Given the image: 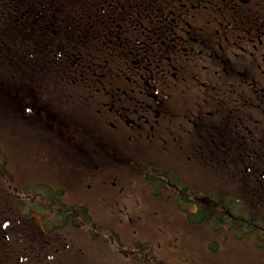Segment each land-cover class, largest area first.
Here are the masks:
<instances>
[{"label": "flooded vegetation", "instance_id": "af4514ba", "mask_svg": "<svg viewBox=\"0 0 264 264\" xmlns=\"http://www.w3.org/2000/svg\"><path fill=\"white\" fill-rule=\"evenodd\" d=\"M66 8L33 33L30 86L0 88L79 159L34 151L29 172L19 150L14 174L3 151L0 264H246L249 249L263 253L264 0ZM78 103L90 123L60 122Z\"/></svg>", "mask_w": 264, "mask_h": 264}, {"label": "rangeland", "instance_id": "374dc122", "mask_svg": "<svg viewBox=\"0 0 264 264\" xmlns=\"http://www.w3.org/2000/svg\"><path fill=\"white\" fill-rule=\"evenodd\" d=\"M7 66L4 67L5 69H0V85L2 82H4V77L8 76L7 73L4 72V70H8ZM19 69H21L20 66L17 68V71ZM17 77L18 79L15 78L14 81L8 82L15 83L17 81L25 80L24 86L26 88L27 86H30L28 83L33 81V79L28 80L27 77L23 79L22 75H18ZM7 99L8 103L5 104L7 100L3 99L2 94L0 95V143L3 144L0 148V161L3 159V151H5L9 158L10 169L14 172V174L16 172L17 164L19 163L20 158H22V155L19 156V150H22L23 152L25 170L29 172L32 169L31 165L33 160L39 158V155L35 153L37 151L40 153L45 152L44 150L48 151L50 161H54V159H71L72 161L79 159L74 155L73 152L69 151L71 149L68 143L69 140L67 138L64 139L61 136L59 137V135H57L54 130L52 131L51 129H48L46 125L42 123V121L39 123L34 121L35 123H33L31 119H26L24 121L21 120L18 112L21 110V106L19 105L22 99L21 94L19 97H17L15 92L10 94ZM72 106H74V108H72L73 111L68 110L59 118L57 117L60 122L64 121L74 125V123L78 122V120L84 119V123H90L91 115L86 103H78ZM53 149H56L57 151L52 159ZM31 176L32 172L30 173L29 177ZM1 187H3V185L0 183V189ZM167 206L174 207V203L170 202L167 204ZM169 235H171L172 238L168 240L174 239V232L170 233ZM248 251L251 258L248 259L246 264H264V252L257 254L253 249H249ZM239 260L236 261L233 258H222V262L219 264H241L242 261L240 262Z\"/></svg>", "mask_w": 264, "mask_h": 264}, {"label": "trees", "instance_id": "16d2710c", "mask_svg": "<svg viewBox=\"0 0 264 264\" xmlns=\"http://www.w3.org/2000/svg\"><path fill=\"white\" fill-rule=\"evenodd\" d=\"M44 1L45 3L37 5L36 0H0V69L9 65L8 70H4L8 76L4 77L3 81H14L15 78L18 79V75H22L23 79L27 77L32 80L37 54V38H34L33 33L47 32V27L52 24L53 19L62 17L67 9V0ZM74 2V8L79 10ZM61 42L63 43V39ZM41 46L42 56L46 57L49 48L45 38H41ZM92 51L95 49L89 50ZM95 58V54H85L81 57L86 65H90ZM19 66L21 69L17 71Z\"/></svg>", "mask_w": 264, "mask_h": 264}]
</instances>
